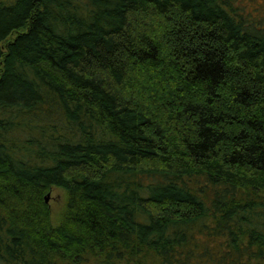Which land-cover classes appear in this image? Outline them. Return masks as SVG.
Returning a JSON list of instances; mask_svg holds the SVG:
<instances>
[{"label": "trees", "instance_id": "16d2710c", "mask_svg": "<svg viewBox=\"0 0 264 264\" xmlns=\"http://www.w3.org/2000/svg\"><path fill=\"white\" fill-rule=\"evenodd\" d=\"M254 18L236 0H0V264H264Z\"/></svg>", "mask_w": 264, "mask_h": 264}, {"label": "rangeland", "instance_id": "374dc122", "mask_svg": "<svg viewBox=\"0 0 264 264\" xmlns=\"http://www.w3.org/2000/svg\"><path fill=\"white\" fill-rule=\"evenodd\" d=\"M236 5L239 6L244 14L251 18V14L254 20H263L264 25V0H236ZM47 195H50L49 202L47 203L50 208V214L52 221L57 224L60 219V214L64 210L66 203V194L59 189H53Z\"/></svg>", "mask_w": 264, "mask_h": 264}, {"label": "water", "instance_id": "95a60500", "mask_svg": "<svg viewBox=\"0 0 264 264\" xmlns=\"http://www.w3.org/2000/svg\"><path fill=\"white\" fill-rule=\"evenodd\" d=\"M49 199H50V195H47V196H46V199H45V200H46V203L49 202Z\"/></svg>", "mask_w": 264, "mask_h": 264}]
</instances>
